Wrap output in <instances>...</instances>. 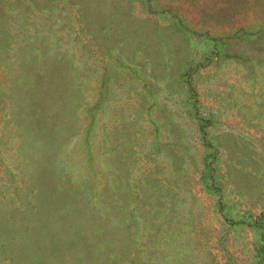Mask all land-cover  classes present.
Instances as JSON below:
<instances>
[{
  "label": "rangeland",
  "instance_id": "obj_1",
  "mask_svg": "<svg viewBox=\"0 0 264 264\" xmlns=\"http://www.w3.org/2000/svg\"><path fill=\"white\" fill-rule=\"evenodd\" d=\"M0 264H264V0H0Z\"/></svg>",
  "mask_w": 264,
  "mask_h": 264
}]
</instances>
